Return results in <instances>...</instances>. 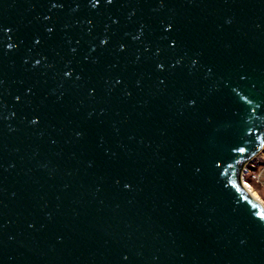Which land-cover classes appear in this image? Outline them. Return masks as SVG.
<instances>
[{"label":"water","instance_id":"water-1","mask_svg":"<svg viewBox=\"0 0 264 264\" xmlns=\"http://www.w3.org/2000/svg\"><path fill=\"white\" fill-rule=\"evenodd\" d=\"M264 0H0V264H264Z\"/></svg>","mask_w":264,"mask_h":264},{"label":"built area","instance_id":"built-area-1","mask_svg":"<svg viewBox=\"0 0 264 264\" xmlns=\"http://www.w3.org/2000/svg\"><path fill=\"white\" fill-rule=\"evenodd\" d=\"M261 154H263V153H261ZM262 157L264 159V154L262 155ZM257 159H258V157L246 166L245 173L243 176L244 185L249 184L248 182H245L247 176H249L253 181H255L257 183H264V168L257 170V168L259 166L255 162ZM249 186H250V184H249Z\"/></svg>","mask_w":264,"mask_h":264},{"label":"rangeland","instance_id":"rangeland-1","mask_svg":"<svg viewBox=\"0 0 264 264\" xmlns=\"http://www.w3.org/2000/svg\"><path fill=\"white\" fill-rule=\"evenodd\" d=\"M264 154V152H263ZM261 154L258 159L255 161L256 164H258L257 170L264 168V159ZM245 182H248L250 184L251 190L254 194H256L259 199L261 200L262 204L264 205V183H257L253 181L249 176L246 177Z\"/></svg>","mask_w":264,"mask_h":264},{"label":"bare ground","instance_id":"bare-ground-1","mask_svg":"<svg viewBox=\"0 0 264 264\" xmlns=\"http://www.w3.org/2000/svg\"><path fill=\"white\" fill-rule=\"evenodd\" d=\"M245 187H246L247 190L252 194V196H253L254 198H256L257 200H259L260 203H262L261 200L259 199V197H258L256 194H254V193L252 192L251 187L249 186V184H245Z\"/></svg>","mask_w":264,"mask_h":264}]
</instances>
